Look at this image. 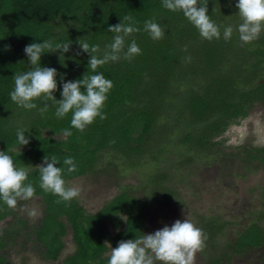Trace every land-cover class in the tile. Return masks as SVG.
<instances>
[{
	"label": "trees",
	"instance_id": "trees-1",
	"mask_svg": "<svg viewBox=\"0 0 264 264\" xmlns=\"http://www.w3.org/2000/svg\"><path fill=\"white\" fill-rule=\"evenodd\" d=\"M235 2L207 0L208 14L221 26V32L223 26H233L229 40L222 37L207 40L182 12L166 9L162 0H0V150L8 151L17 166L41 165L45 155H54L61 162L71 156L77 170L66 172V181L95 170L99 153L106 148L127 160L137 157L140 163H148L150 156L158 162L172 147L164 137H174L179 132H183L182 138L171 141L176 148L184 145L187 150L201 153L192 157L179 151V165L192 164L194 158H216L219 155L216 149L221 150L225 144L223 135L242 125L256 105L264 104V33L248 43L239 39ZM124 16H132L141 29L129 37L135 39L141 52L130 60L122 57L98 67L97 71L113 82L102 109L104 119L97 117L83 131L71 128L72 134L61 138L58 135L63 134V129L71 127V113L58 119L51 102H47L48 109L41 113L19 107L10 99L14 74L31 68L24 53L26 45L50 37L73 41L65 58L59 59L58 52L45 53L41 58L42 66L57 69L54 96L59 100L61 77L76 80L91 72L87 67L89 54L82 52L76 41L98 44L97 54H102L114 35L107 30L108 26L120 23ZM145 20H154L160 25L164 31L161 39L154 40L143 30ZM36 103L39 108L45 102L37 100ZM166 120L170 122L167 126ZM169 125L171 130L166 128ZM20 127L29 130L25 133L30 138L28 145L22 146L16 141L15 132ZM254 140L248 137L232 148L238 150L235 155L246 158L251 163L249 166L257 169L264 165V147L253 145ZM159 178L163 181L166 176L162 174ZM28 179L36 190L28 201L40 197L37 201L43 206L44 214L30 235L27 229H15L16 223L25 225L23 219H12L6 224L0 236V264H11L6 251L10 242L20 243L23 249L29 245L28 240L44 247L41 253L47 260L58 261L68 226L76 250L63 264H107L109 244L116 247L120 240L134 239L144 231L149 207L146 201L122 192L97 213L87 214L75 198L65 202L43 191L39 187L38 168H30ZM140 205L142 212L137 214L136 208ZM122 213L127 215L124 230L111 237L108 224H115ZM10 216H16L14 208L0 202V223ZM249 229L256 234L241 254L264 244V229L257 225ZM21 235L25 236L22 241ZM261 235L263 240L253 245L254 239ZM216 254L221 258L215 257L212 264L225 263L223 257L229 262L232 255L217 251Z\"/></svg>",
	"mask_w": 264,
	"mask_h": 264
},
{
	"label": "rangeland",
	"instance_id": "rangeland-1",
	"mask_svg": "<svg viewBox=\"0 0 264 264\" xmlns=\"http://www.w3.org/2000/svg\"><path fill=\"white\" fill-rule=\"evenodd\" d=\"M226 18L229 19V15ZM240 22L239 17L236 25ZM262 75L264 79V72ZM167 122L166 120V126L170 123ZM166 128L168 130L172 129L170 125ZM181 134L183 132L176 133L174 137H164L165 141L170 140V146L172 147L168 150L169 152L158 159V162L153 161L150 156L147 160L148 163H140L141 161L137 157L127 160L122 156H118L115 150L106 148L99 153L100 158L95 170L81 177L68 180L66 184L69 187L79 189L80 194L75 199L87 214L97 213L122 192L127 193L136 200L147 201L149 207L146 210L147 215L142 235L153 233L165 224L170 226L175 220L185 218L201 228L202 232L206 230L207 234L210 233L209 230L221 231V233L214 235L212 239L206 237L204 247L195 253L193 263L209 264V259L213 256L221 258L219 254L212 255L210 246L215 243L217 253L229 254L231 252L233 255L232 251L236 249L238 253L235 255L232 264H247L243 255L251 253V248L243 254L239 252L247 248L248 240H251L256 234L255 230L249 228L257 225L264 229V185L261 189H259L260 183L256 185L247 184L244 188L243 183L249 176L260 175L264 172L253 169L252 166H249L251 163L246 158H239L235 155L238 150L234 153L231 151L234 150L232 147L243 143L247 136L255 139L253 145L264 147V104L256 105L242 125L234 130H229L223 135V138H226L224 140L225 144L221 147V150L216 149L219 155L214 159L194 158L192 164L183 163V165H179L180 152L191 154L192 157L201 154L197 150H187L184 145H179L176 148L171 141L172 139L176 141L181 139ZM58 137L64 138L65 136L60 134ZM219 139H216V141ZM162 174L166 178L160 181L159 175ZM157 193H160L161 201H164L166 196H172L174 202L172 201L171 205L161 207L162 205H159L162 202L159 200V205H157L153 201ZM241 196L242 198L248 196L249 205L241 206ZM240 198L241 200H238ZM37 199L18 201V206L14 208L16 216H10L6 221L0 223V236L3 235L1 230L5 228L9 221L12 222V219H23L25 225L22 226L16 223L15 229L21 227L27 229L29 235L32 234V230L40 224L41 217L44 214L43 206ZM239 202L241 207L236 209ZM236 203L238 204L236 205ZM140 212H142L141 205L136 208V213L139 214ZM174 213L175 216H172ZM169 217H173V221L167 223ZM126 219L127 215L122 213L115 224L109 222L108 227L111 237H115L124 230L123 224ZM117 228L119 231H117ZM8 229L12 230L13 227H8ZM21 236L20 240L22 241L25 236ZM35 237L32 236L31 239H35ZM63 240L64 248L58 261L47 260L44 254L41 253L44 247L39 242H32L31 240L27 241L29 245L23 247V249L19 246L20 243L10 242L6 251L11 264H63L64 259L76 250V243L70 226H68V235L64 236ZM262 240L261 235L259 238L254 239L252 244L257 245ZM39 246L40 248H38ZM263 246L264 244L261 247L262 250ZM108 247L109 251L106 256L110 257L111 247L114 248L115 246L109 244ZM32 248L37 249V251L34 252ZM257 253H255V256H257ZM263 256L264 254L260 259ZM251 259L256 260L255 258ZM226 264L231 263L226 262Z\"/></svg>",
	"mask_w": 264,
	"mask_h": 264
},
{
	"label": "clouds",
	"instance_id": "clouds-1",
	"mask_svg": "<svg viewBox=\"0 0 264 264\" xmlns=\"http://www.w3.org/2000/svg\"><path fill=\"white\" fill-rule=\"evenodd\" d=\"M162 3L170 11L182 12L207 40L221 37L229 40L233 35L231 24L223 26L221 32V26L210 18L207 0L203 3L200 0H162ZM235 7L241 19L236 25L239 39L245 43L256 40L264 31V0H236ZM107 30L114 35L100 55L97 54L100 47L98 44H90L87 40L76 41L79 49L89 54L87 67L91 72L76 80H63L61 77L59 100L54 96L57 90V69L42 66L41 58L45 53L57 52L59 59L61 56L65 58L64 54L70 51L73 41L50 37L26 45L24 53L31 68L14 74L10 99L19 107L26 110L37 109L41 113L48 109L47 102H51L58 119L71 113V127L63 129L64 136L72 134L71 128L83 131L97 117L104 119L102 109L113 82L103 72L97 71L98 67L122 57L130 60L141 52L135 39H129L131 34L141 30L132 16H124L123 21L109 25ZM143 30L154 40L161 39L164 35L163 29L154 20H145ZM37 100L45 102L42 107L38 108ZM28 131L22 127L16 129V141L19 145L29 144L30 138L25 135ZM32 167L39 169V187L43 191L50 192L65 202L79 196V189L67 186L64 178L66 172L73 173L77 170L73 157L66 156L61 162L54 155H45L41 165L17 166L8 151L0 150V202L9 208H15L18 201L34 197L36 190L28 179ZM205 239L201 228L189 219H177L170 226L165 224L153 233L120 240L116 247H111L107 264H156L157 261L160 264H193L195 253L203 249Z\"/></svg>",
	"mask_w": 264,
	"mask_h": 264
},
{
	"label": "flooded vegetation",
	"instance_id": "flooded-vegetation-1",
	"mask_svg": "<svg viewBox=\"0 0 264 264\" xmlns=\"http://www.w3.org/2000/svg\"><path fill=\"white\" fill-rule=\"evenodd\" d=\"M247 135V134H246ZM249 136H247L246 137V139L248 138ZM245 139V140H246ZM231 152H235V151H231ZM219 168H221L220 166H219ZM223 168V167H222ZM258 169V171H261V172H264V167H263V165H261V167L259 168H257ZM260 173V172H259ZM244 183H246V184H244ZM243 183V186H244V188L246 187V185L247 184H252V185H256V184H258V183H260V186H259V189H261V187H262V185H264V173H260V175H251V176H249L247 179H246V181ZM250 186V185H249ZM163 195V194H162ZM241 198H242V196H241ZM241 198L240 199H238V200H241ZM160 200V196H159V198H156V197H154V200L153 201H155V203L157 204V205H159V203H158V201ZM161 201V200H160ZM174 202V200L172 199V198H168L167 196H166V198L164 199V201H161L162 203H160V205L159 206H161L162 204H164V205H162L161 207H163V206H167V205H171L173 202ZM147 202V201H146ZM241 202V201H240ZM239 202V205H237L238 203H236V205H237V208L236 209H239L241 206H243V205H249V203H248V196H243V198H242V205L240 206V203ZM172 216H175V213L172 215ZM171 221H173V217H169L168 218V221H167V223L168 222H171ZM210 231V233L209 234H207V232H206V230L205 231H203V234H204V236L205 237H207L208 239L209 238H214V235H216V234H219V233H221V231H219V230H217V231H211V230H209ZM219 231V232H218ZM215 243H213L211 246H210V248H211V250H212V255H216V251H215V248H216V245H214ZM261 247L262 246H257V247H251V253H247L248 255H246V253H245V255H243V256H245V258H246V263L247 264H264V256L262 257V259H260L261 258V256L264 254V246H263V250L261 249ZM231 248V247H230ZM233 249V248H232ZM231 249V250H232ZM250 249V248H249ZM258 250V251H257ZM245 252V251H244ZM258 252V253H257ZM255 253H257V256H255ZM260 254V255H259ZM235 255H237V251H236V249L235 250H233V255L230 257L231 258V261H229V263H233L234 262V258H235ZM242 256V257H243ZM214 256L212 257V258H210L209 259V264H212V261L214 260ZM224 259H226V262H227V258L226 257H223ZM251 258H255L256 260L255 261H253V259H251ZM205 262V261H204ZM226 262L225 263H223V264H226ZM197 262H194L193 264H196Z\"/></svg>",
	"mask_w": 264,
	"mask_h": 264
}]
</instances>
